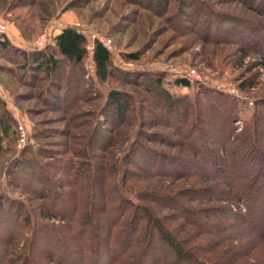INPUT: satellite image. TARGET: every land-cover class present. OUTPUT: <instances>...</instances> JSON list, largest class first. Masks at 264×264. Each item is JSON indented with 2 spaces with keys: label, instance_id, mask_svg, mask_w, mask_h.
I'll use <instances>...</instances> for the list:
<instances>
[{
  "label": "trees",
  "instance_id": "obj_1",
  "mask_svg": "<svg viewBox=\"0 0 264 264\" xmlns=\"http://www.w3.org/2000/svg\"><path fill=\"white\" fill-rule=\"evenodd\" d=\"M205 16L208 22L211 17L226 27L221 34L232 28L245 30L244 38L254 41L250 48L263 50L260 34H264V17L253 22L212 10ZM226 19L230 22L225 23ZM216 33L220 34L217 29ZM87 42L81 31L67 26L49 45L26 51L5 34L0 37V56L14 65L9 70L22 83L32 84L37 80L35 70L42 72L48 79L45 92L52 90L54 100L48 93L45 98L53 106L62 103L70 112L84 97L82 78L75 76L88 55ZM92 57L98 74L126 75L111 69V51L99 40L95 41ZM124 57L139 58L134 53ZM64 67H68L66 78ZM140 75L144 77L140 85L149 97L120 90L124 98L118 96V102L107 97L104 112L112 127L95 126L91 137L74 147V153L83 161L59 156L51 163H43L37 150L26 151L10 165V183L23 193L43 198L46 207L40 204L35 208L27 196H0V264H244L242 260L252 255L250 249L246 246L238 248V252L227 251L231 241L251 233L259 244L264 243V100L257 102L259 109L237 133L235 123L241 114L231 96H211L206 89L190 101L164 88L161 73ZM176 83L191 86L187 78H178ZM238 87L246 90L255 83ZM58 88L62 96L56 92ZM207 102L215 121L201 113ZM156 105L162 108L163 117L155 111ZM145 114L152 116L147 122L143 120ZM159 117L162 125L172 123L181 135L176 142L178 151H164L139 138L151 137L140 126H148ZM13 124L0 97V157L12 149L4 142ZM189 126L196 132L191 135V143L187 141L190 133L184 131ZM38 130L36 137L43 136ZM16 131L19 136L18 128ZM210 134L217 142L210 140ZM156 135L173 145L163 132ZM257 138L262 142L258 143ZM92 149L110 154L94 155ZM200 161L204 169L189 174V170L199 168ZM179 177L192 182L183 192L186 199L182 193L169 191L170 183L164 182ZM158 178L163 180L154 187ZM44 182L50 183L48 190L43 188ZM33 183L36 186L31 187ZM243 191L248 207L246 212H235L230 203L239 199ZM158 206L171 211L173 218H167L171 222L178 218L177 227L163 220ZM58 208L60 213L55 211ZM28 232L29 247L18 251V243ZM40 235L45 241L37 246Z\"/></svg>",
  "mask_w": 264,
  "mask_h": 264
},
{
  "label": "rangeland",
  "instance_id": "obj_2",
  "mask_svg": "<svg viewBox=\"0 0 264 264\" xmlns=\"http://www.w3.org/2000/svg\"><path fill=\"white\" fill-rule=\"evenodd\" d=\"M261 2L262 0H0V22L6 24V34L10 40L21 45H15L19 49L26 51L37 49L35 41L43 33L47 35L46 45H49L53 42L54 36L67 26L77 28L88 39V55L78 77L75 76L82 78L81 91L84 97L70 112L66 111L62 103L53 106L45 98V93H48V97L54 100L52 90L45 92L48 79L42 72L35 70L37 80L34 79L32 84L22 83L18 76L9 70L14 65L0 56V97L14 122L4 142V146L10 145L12 149L0 157V196L16 199L27 196L32 199L35 208L40 204L45 205L43 198H34L10 183L8 174L12 167L10 165L26 151L28 153L39 150L43 155H38V159L43 163H51L54 157L59 156L83 161L74 153V147L85 142L87 137L90 138L95 126L106 129L112 127V123L106 118L107 112H104L107 97L110 101L118 102L120 99L118 96L124 98L120 91L137 92L141 98L149 97L140 85L144 78L140 74L161 73L164 76V88L173 95L187 97L190 101L197 97L199 91L206 89L211 96H231L235 99L241 114L235 123L236 132L240 133L244 124L253 116L255 109H259L257 102L264 100V34H260L262 40L260 45L263 50L261 52L252 50L250 47L254 41L250 42L244 38L245 30L232 28L221 34L226 27L211 17L208 22L205 14L212 10L221 15L227 14L257 22L264 17ZM226 21L230 22L229 19L224 20L225 23ZM216 29L220 34L216 33ZM234 30L237 32L232 34ZM1 35L5 34L0 33V37ZM98 37L112 40L111 69L124 71L126 73L124 77L122 72L112 73L110 76L97 73L92 57L94 49L91 50L89 46L93 41L99 40ZM126 53H134L139 58L127 60L124 57ZM189 69L195 70V77H185ZM62 73L66 78L68 67H64ZM178 78L189 79L191 86L177 84ZM253 83L255 87L246 90H240L238 87L240 84ZM56 92L62 96L61 88L56 89ZM207 105L208 102L204 105L206 110L201 109V113L208 115V120L215 121L216 116L211 115L210 112L213 110L207 108ZM154 109L161 117L164 116L161 107L156 105ZM151 117L145 114L143 120L147 122ZM161 117L148 126L146 123L141 125V131L151 137L139 138L150 146L176 152L178 151L176 142L181 140V135L172 123L162 125ZM194 117L193 114L191 118ZM20 125L28 136L21 146ZM38 129L43 132V136L36 137ZM160 131L173 142V145L161 141L162 138L156 135ZM184 131L190 133L187 141L191 143L196 132L190 131V126ZM210 136L212 142H217L212 134ZM257 142L261 143L262 140L257 138ZM122 143L126 144L127 141ZM122 146L117 149L118 153H121ZM92 153L110 154L96 149H92ZM198 164L199 168L189 170V174H197L204 169L201 161ZM48 167H51L52 171L56 170L54 166ZM161 180L163 179L158 178L152 185L155 187V183ZM164 182L170 183L169 191L182 194L192 186V182L184 177ZM49 184L44 182L42 186L48 190ZM34 186L36 185L33 183L31 187ZM182 197L186 199L187 196L183 194ZM246 202L248 201L243 191L239 199L230 204L235 212L239 209L246 212L248 207ZM57 203H60L59 199ZM158 209L166 223L177 227L180 223L178 218L174 222L167 219L172 217L170 210H161L159 206ZM55 211L60 213V208ZM51 222L62 223L61 220ZM29 234L30 232L18 243V251L29 247ZM169 237L171 240L172 237L170 235ZM36 241V245L39 246L45 241V237L40 235ZM242 247L250 249L248 251L252 253L249 259L242 260L244 264H264V243L259 244L251 233L231 241L227 251L232 249L238 252V248L242 250Z\"/></svg>",
  "mask_w": 264,
  "mask_h": 264
},
{
  "label": "built area",
  "instance_id": "obj_3",
  "mask_svg": "<svg viewBox=\"0 0 264 264\" xmlns=\"http://www.w3.org/2000/svg\"><path fill=\"white\" fill-rule=\"evenodd\" d=\"M0 33L2 34H6L7 33V26L5 23L3 22H0ZM47 35L45 33L41 34L35 41V46L37 47H44L46 45V42H47ZM99 41L106 47L108 48L109 50H111L112 48V40L110 38L108 39H103V38H99ZM94 45H95V41H93L91 43V45L89 46V48H91V50L94 49ZM196 76V73H195V70L194 69H189L186 74H185V77L187 78H190V77H195ZM20 139H19V144L20 146L23 145L27 139V133L23 130L22 128V125H20Z\"/></svg>",
  "mask_w": 264,
  "mask_h": 264
},
{
  "label": "crops",
  "instance_id": "obj_4",
  "mask_svg": "<svg viewBox=\"0 0 264 264\" xmlns=\"http://www.w3.org/2000/svg\"><path fill=\"white\" fill-rule=\"evenodd\" d=\"M9 36V35H8ZM14 45H17L18 43L17 42H15V41H11ZM19 45V44H18ZM19 46H21V45H19ZM22 47H23V45H22Z\"/></svg>",
  "mask_w": 264,
  "mask_h": 264
}]
</instances>
